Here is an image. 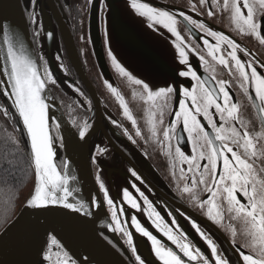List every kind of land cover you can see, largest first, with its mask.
Returning <instances> with one entry per match:
<instances>
[{"label":"snow or ice","instance_id":"1","mask_svg":"<svg viewBox=\"0 0 264 264\" xmlns=\"http://www.w3.org/2000/svg\"><path fill=\"white\" fill-rule=\"evenodd\" d=\"M211 2L213 8H220L229 14L231 24L239 33L254 36L260 44H264V34H262L264 33V0H222V2L211 0ZM200 3L204 4L205 0H200ZM131 7L140 16L146 17L154 24L163 25L175 35V47L179 53L180 63L187 65L188 52L183 46V37L177 31L176 16L168 11L151 7L141 0H131ZM258 13L261 14L259 20ZM208 15L214 13L209 11ZM185 19L215 38V43H210L207 39L203 41L207 48V56L211 58V62L236 74L240 89L259 116L261 123L259 131L249 130L248 122L240 115V104L233 101L228 90L229 82L223 79L217 80L214 65L205 58V55H200V61L212 70L210 78L214 81V86L209 87V80L202 79L191 67L186 71H180V76H190L196 83L190 89H180L182 98L178 99V109L171 113L174 119L163 127L161 139L160 125L164 123V111L176 89L168 86L153 90L146 82L133 76L118 61L110 48L108 56L121 77H125L132 85L140 87V98L149 105L146 109L148 130L151 137L172 160L174 178L175 169L179 167V180L184 182L182 192L188 193L193 202L201 209H205L206 216L216 224L223 226L227 214L229 220L227 228L233 245H237L238 236L242 238L239 246L235 247L239 257L237 264H264V73L258 71L254 60L241 59L238 55L241 51L240 45L234 39L223 32L213 31L190 17ZM0 30L3 32L0 47L5 48L3 74L7 76L6 83L10 86V91L5 87L3 94L12 100V107L15 108L27 132L31 165L35 175L34 187L26 205L34 209L50 211L57 208L71 209L89 215L88 205L82 200L75 199L74 193L79 190L70 187V181L75 177L69 175L68 163L63 162L62 166L58 167L54 160L48 104L43 93L47 82L55 83V80L46 67L43 74L41 73L23 42L8 25H3ZM224 46L230 49L226 55ZM261 68H264V63H261ZM105 83L119 100L124 116L136 129L135 135L141 136L137 120L124 97L111 83L107 81ZM4 84L5 81L0 80V85ZM136 95L138 93L134 88L133 96ZM0 110L5 116L10 115L7 107L0 106ZM201 118L206 121L207 126ZM178 127L187 134V143L191 145L190 154L182 150L180 140L183 137L178 135ZM125 131L127 133V130ZM86 132L85 124L79 132L80 137L83 138ZM129 139L132 137L129 136ZM173 140L176 141L175 145ZM12 143L18 146L19 140L13 137ZM257 161H260L259 167ZM184 165L187 166L186 169ZM132 175L137 174L133 171ZM96 180L99 182V188L103 192L115 224L112 230L121 232L126 238L125 243L135 258V264H146V259L138 254V245L134 242L133 233L127 228V222L122 223L120 220L119 214L125 210L117 208L99 174ZM198 190L207 193V198L201 199ZM140 196L146 205L148 218L175 246V248L168 246L143 226L135 215L131 216V224L135 232L146 237L147 242H150V252L158 264H231L198 224L193 222L192 227L206 241L210 248V256L205 255L199 247L188 240L186 234L179 230L175 220H172L171 224L165 222L164 217L156 211L143 192H140ZM70 198L75 202L70 201ZM123 200L132 209L141 207L128 189L123 190ZM93 203H96L95 200ZM9 210L10 204L6 203L5 217ZM171 225H176L175 230ZM44 260L47 264H76L68 252L63 250V245L55 235L49 237Z\"/></svg>","mask_w":264,"mask_h":264},{"label":"flooded vegetation","instance_id":"2","mask_svg":"<svg viewBox=\"0 0 264 264\" xmlns=\"http://www.w3.org/2000/svg\"><path fill=\"white\" fill-rule=\"evenodd\" d=\"M120 1L126 5L124 7L125 12L132 13L135 18H141L142 26L147 28L150 35L157 37L158 41L165 47L162 49V56L169 54V66L176 70L174 79H169L159 86L147 83L153 90L168 86L176 89L164 111V123L160 125L161 139L163 127L174 119V115L171 113L178 109V99L182 98L180 89H190L196 83L190 76H180L179 72L186 71L188 67H191L202 79L209 80V87L214 86V81L210 78L211 68L200 61L199 57L205 55V58L211 62L203 41L207 39L210 43H215V38L197 28L185 17H190L198 23H203L207 28L223 32L234 39L240 45L241 51L238 52V55L241 59L245 61L254 60L258 71L264 73V68H261V63H264V44H260L254 36L239 33L231 24L229 14L220 8H213L211 0H205L204 4H201L200 0H141L151 7L168 11L176 16L177 31L183 37V46L188 52L187 65L180 63L179 53L175 47L176 37L173 33L164 28L163 25L154 24L146 17L140 16L131 7V0ZM21 4L41 72L43 74L46 67L55 80V83L47 82V86L77 133L85 124L87 125L85 136L89 137L88 153L96 187L93 200L103 210L105 217V225L98 229L100 236L128 264H135V258L125 243L126 238L121 232L112 230L115 224L112 221L109 206L104 200L103 192L99 188V182L96 180L98 174L117 208L125 210L122 214L118 213L120 220L122 223L127 222V228L133 233L134 242L138 245V254L146 259V264H158V262L155 261L150 252V242H147V238L135 232V228L131 224V216L135 215L143 226L147 227L168 246L173 248L175 246L167 240V237L163 236L162 232L155 228L148 218L145 210L146 205L140 196V192L148 197L156 211L164 217L165 222L171 224V221L175 220L176 225H179V230L183 231L188 240L194 246L199 247L205 255L210 256V248L192 227L193 222L198 224L201 230L217 244L218 249L231 261V264H237L239 257L235 247L239 246L242 238L238 236L237 245H233L227 228L229 224L227 214L223 226L216 224L206 216L205 209H201L191 200L188 193L182 192L184 182L179 180V167L175 169L176 177L174 178L172 160L151 137L148 130L146 109L149 105H146L140 98V87L132 85L125 77H121L108 56L107 38L112 31L111 17L113 13L108 1H103L99 5L97 3V8L100 15L103 53L114 82L105 78L101 73L91 41L90 18L94 0H21ZM209 11L213 12L214 15H208ZM181 13L184 15L181 16ZM260 18L261 14L258 13L257 19ZM135 26L139 27V23ZM113 49L112 47V52ZM223 50L226 55L230 49L224 46ZM125 59L120 58L118 61L128 70L129 67ZM162 59L164 60L163 57ZM211 63L215 67L216 79L229 82L228 90L233 101L240 104V115L248 122L249 130L252 132L259 131L261 128L259 116L240 89L236 74L230 73L215 62ZM206 68H208L207 71ZM105 81L116 87L124 97L137 120L141 136L135 135L136 129L132 126L131 121L124 116L119 100L112 94ZM134 88L138 93L136 96H133ZM252 95L254 96V92ZM0 106L8 107L1 94ZM9 113V116L14 118L11 110ZM216 118L219 119L218 116ZM201 120L206 125V121H203V118ZM114 121L115 123H113ZM52 127L53 130L57 131L56 126L53 125ZM177 133L183 137L180 140L182 150L186 154H190L191 145L187 143V134L182 132L179 127ZM129 136L132 139H129ZM175 143L176 141L173 140V145ZM58 158V163L62 166L64 161L61 149L58 150ZM257 166H260V161H257ZM184 167L187 168L186 165ZM133 171L136 172V176L132 175ZM124 189H128L136 197L141 206L140 209H132L123 200ZM198 195L201 199H206L208 194L198 190ZM176 225H171L174 230ZM237 227L239 229V225ZM55 250L54 248L53 251ZM72 260L74 259L72 258ZM42 264H47L44 260V254ZM76 264L78 263L76 262Z\"/></svg>","mask_w":264,"mask_h":264},{"label":"water","instance_id":"3","mask_svg":"<svg viewBox=\"0 0 264 264\" xmlns=\"http://www.w3.org/2000/svg\"><path fill=\"white\" fill-rule=\"evenodd\" d=\"M103 1H108L110 8L113 9L112 31L107 38L108 50L113 47L114 55L118 59L126 58L128 71L150 85L159 86L169 79H174L176 70L169 66V54L164 56L161 54L165 47L155 35H150L147 28L142 26L141 18H135L132 13L124 11L126 5L120 0H94L93 4L90 35L103 76L114 82L107 67L100 33L97 3L99 5ZM138 23L139 27L135 26ZM3 25H8L15 32L40 69L21 0H0V27ZM2 38L3 32L0 30V44ZM4 65L5 48L0 47V80L5 81L4 85H0V94L7 102V108L13 114L17 129L29 147L27 132L15 108L12 107V100L3 94L5 87L10 91V86L6 83L7 76L3 74ZM43 95L48 104L55 163L60 167L57 158L58 150L61 149L63 161L69 165V175L75 177L70 181V187L79 190L74 193L75 199L86 203L90 214L85 215L84 212L64 208L50 211L28 207L26 202L34 187V175L32 190L23 206L0 231V264H42L45 247L51 235L56 236L63 249L78 264H128L98 232V229L105 225V217L103 210L93 203L96 187L88 153L89 137H80L67 120L47 84ZM53 125L56 128L59 126L57 129L60 138L57 137L56 130H53ZM70 201L75 202L73 198H70Z\"/></svg>","mask_w":264,"mask_h":264},{"label":"trees","instance_id":"4","mask_svg":"<svg viewBox=\"0 0 264 264\" xmlns=\"http://www.w3.org/2000/svg\"><path fill=\"white\" fill-rule=\"evenodd\" d=\"M1 112L0 231L16 216L23 206L32 190L34 182L29 147L17 129L14 118L5 116L3 111ZM13 137L19 140L18 146L12 143ZM6 203L10 204V210L5 217L4 208Z\"/></svg>","mask_w":264,"mask_h":264},{"label":"rangeland","instance_id":"5","mask_svg":"<svg viewBox=\"0 0 264 264\" xmlns=\"http://www.w3.org/2000/svg\"><path fill=\"white\" fill-rule=\"evenodd\" d=\"M1 111H2V110H1ZM1 111H0V114H2V112H1ZM57 131H58V129H57ZM57 131H56V132H57ZM58 134H59V132H58ZM58 134H57V137H58ZM59 135H60V134H59ZM59 138H60V137H59Z\"/></svg>","mask_w":264,"mask_h":264}]
</instances>
